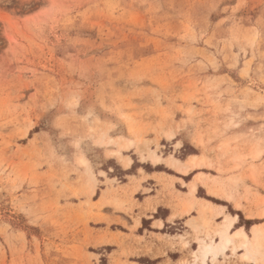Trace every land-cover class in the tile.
Wrapping results in <instances>:
<instances>
[{
  "label": "rangeland",
  "instance_id": "374dc122",
  "mask_svg": "<svg viewBox=\"0 0 264 264\" xmlns=\"http://www.w3.org/2000/svg\"><path fill=\"white\" fill-rule=\"evenodd\" d=\"M184 166L196 209L136 228L141 191H174L145 171ZM263 209L264 0H0V264H201ZM242 254L206 261L264 264Z\"/></svg>",
  "mask_w": 264,
  "mask_h": 264
},
{
  "label": "crops",
  "instance_id": "0c3cea01",
  "mask_svg": "<svg viewBox=\"0 0 264 264\" xmlns=\"http://www.w3.org/2000/svg\"><path fill=\"white\" fill-rule=\"evenodd\" d=\"M130 165V164H129ZM128 165V166H129ZM190 171V169H188ZM146 175L148 177V179H153L154 176L160 175V174H165L168 177H173V183H174V191L172 192V196H167L166 198H161L160 195L156 194L155 192H153V187L150 188H146L147 190H143L140 192V194L142 195L141 198H135L134 199V203H133V212L135 214L139 213L141 216L139 217V221L138 224L136 225V228H143V231L148 234V235H163L165 234L163 232L164 228H168L171 227L172 225L175 224L176 221H178L181 218H184V220L186 221L189 218V214H191L193 212V210L196 209V207H194V209L192 211H190L189 214H186L185 216H182L179 212L181 206H180V198L182 197V194H185L187 192L186 190H180L175 188V183H179L180 180L182 179V175H186L188 172H179V175H175V174H171V173H166L165 171H161V170H153V171H149L146 172ZM199 173L201 172H197L195 174L194 177H196ZM183 180V179H182ZM184 185L183 187L186 186V181H184ZM147 184H150L147 182ZM153 185H156V183H154ZM200 187V185L198 183H196L195 186V190L192 192H196L197 189ZM155 191H158L157 188H154ZM175 192H179L180 195L175 194ZM195 198L197 200H199L202 204L203 203H208L209 207H214V209H221L222 213L215 216V220L217 219H222L224 217V215L226 214V206H224L223 204H217V203H213L210 200L207 199H200L197 198L195 196ZM136 206L140 207L137 208ZM139 209L138 212L134 211L135 209ZM163 214H159L160 210H164ZM230 217L234 216L232 214L229 215ZM236 219L234 221V225L232 226V228H240L242 227L244 229L243 226H237L235 227V224L238 221V216L235 215ZM184 221V222H185Z\"/></svg>",
  "mask_w": 264,
  "mask_h": 264
},
{
  "label": "bare ground",
  "instance_id": "6f19581e",
  "mask_svg": "<svg viewBox=\"0 0 264 264\" xmlns=\"http://www.w3.org/2000/svg\"><path fill=\"white\" fill-rule=\"evenodd\" d=\"M156 161L159 159L158 156L154 155ZM197 158V157H196ZM190 160V165H199L201 160L196 162L193 156ZM188 160V161H189ZM131 160L129 158L125 159V165L128 166ZM179 161L171 158V165L178 164ZM181 164V163H179ZM189 165V164H188ZM178 166V165H177ZM179 168V167H178ZM183 169V168H182ZM188 170V166H184V171ZM195 189V185L191 186V191ZM206 203L203 207L207 206ZM203 209H201L202 211ZM260 215H264V209L261 211ZM234 218L226 216L224 218V224L222 229L219 231V240L205 242L199 239V256L201 264H207V258L210 257L211 260L217 259L219 254H224L225 251L231 247L232 251L236 249L243 250V258L256 261L258 258L264 262V223L253 225L251 228V235L246 232L242 227L235 230H231ZM233 253V252H232Z\"/></svg>",
  "mask_w": 264,
  "mask_h": 264
}]
</instances>
